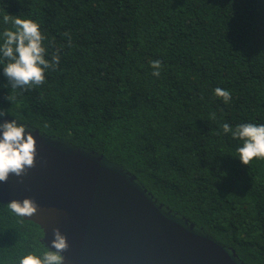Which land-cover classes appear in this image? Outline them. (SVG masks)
Returning a JSON list of instances; mask_svg holds the SVG:
<instances>
[{
  "label": "trees",
  "instance_id": "obj_1",
  "mask_svg": "<svg viewBox=\"0 0 264 264\" xmlns=\"http://www.w3.org/2000/svg\"><path fill=\"white\" fill-rule=\"evenodd\" d=\"M6 13L37 22L45 58L60 61L27 91L0 63L3 118L121 165L245 264H264V159L243 165L242 141L223 131L264 124V0H0V33ZM7 205L0 264L42 256V229Z\"/></svg>",
  "mask_w": 264,
  "mask_h": 264
},
{
  "label": "water",
  "instance_id": "obj_2",
  "mask_svg": "<svg viewBox=\"0 0 264 264\" xmlns=\"http://www.w3.org/2000/svg\"><path fill=\"white\" fill-rule=\"evenodd\" d=\"M25 127L36 140V166L0 182V204L35 200L38 212L24 219L42 229L50 251L53 229L67 238L63 264H245L121 165Z\"/></svg>",
  "mask_w": 264,
  "mask_h": 264
},
{
  "label": "clouds",
  "instance_id": "obj_3",
  "mask_svg": "<svg viewBox=\"0 0 264 264\" xmlns=\"http://www.w3.org/2000/svg\"><path fill=\"white\" fill-rule=\"evenodd\" d=\"M2 22L10 24L0 33V63H5L3 74L7 77L11 89L34 88L45 83V74L49 69L53 71L58 67L59 50L52 54L49 61L45 57L48 49L44 46L46 37L40 30V25L33 20L21 19L18 16L3 15ZM71 44V37L65 33ZM152 75L160 76L161 61L150 62ZM215 95L223 98L224 103L231 100V92L217 87ZM9 115V112L0 110V118ZM215 119V113L212 114ZM47 127V125H44ZM225 134L231 133L233 139L242 141L237 149L240 162L247 166L254 159H264V124L245 123L232 129L227 123L223 125ZM0 182H7L9 175L22 177L27 171L34 168L37 156L36 140L28 133L25 125L16 119L0 124ZM7 207L20 218L32 217L38 212L39 205L33 199L21 201L13 200ZM51 248L55 251L45 250L42 256L28 254L19 260V264H63L61 253L68 250L67 238L59 229H53Z\"/></svg>",
  "mask_w": 264,
  "mask_h": 264
}]
</instances>
